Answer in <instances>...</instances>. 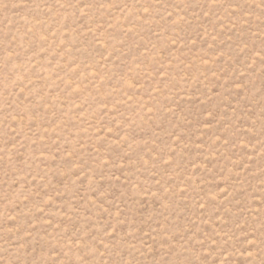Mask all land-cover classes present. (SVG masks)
Masks as SVG:
<instances>
[{"label": "rangeland", "instance_id": "rangeland-1", "mask_svg": "<svg viewBox=\"0 0 264 264\" xmlns=\"http://www.w3.org/2000/svg\"><path fill=\"white\" fill-rule=\"evenodd\" d=\"M0 264H264V0H0Z\"/></svg>", "mask_w": 264, "mask_h": 264}]
</instances>
